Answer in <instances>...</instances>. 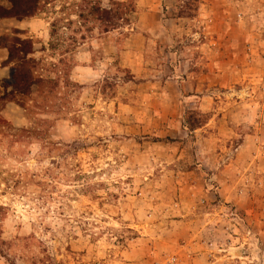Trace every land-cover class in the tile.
Instances as JSON below:
<instances>
[{"label": "rangeland", "instance_id": "obj_1", "mask_svg": "<svg viewBox=\"0 0 264 264\" xmlns=\"http://www.w3.org/2000/svg\"><path fill=\"white\" fill-rule=\"evenodd\" d=\"M134 1L102 34L79 0L0 20L70 81L0 102V264H264V0Z\"/></svg>", "mask_w": 264, "mask_h": 264}, {"label": "trees", "instance_id": "obj_2", "mask_svg": "<svg viewBox=\"0 0 264 264\" xmlns=\"http://www.w3.org/2000/svg\"><path fill=\"white\" fill-rule=\"evenodd\" d=\"M0 3V18H14L23 20L37 15L43 8L41 0H5ZM198 0H183L179 9V15L190 16L196 10ZM76 16L80 26H85L88 32L97 29L99 33H108L124 24H128L130 15L135 10L134 0H110L108 6H102L99 0H79L76 5ZM55 23H52L54 29ZM24 32L13 28L10 33L0 35V48L7 51L6 63L10 64V74L2 80L3 93L0 94V102L12 101L31 111L29 102H37L38 108L51 104L57 97L61 88L70 85L66 70L64 74L57 73L53 77L42 75L40 59L34 58L33 42L29 37H22ZM55 31L51 30L50 35ZM62 64L67 65V58L60 54L57 62L53 64L57 68ZM59 88V89H58ZM30 105V106H29ZM42 109V108H41ZM25 131L21 129V132Z\"/></svg>", "mask_w": 264, "mask_h": 264}, {"label": "crops", "instance_id": "obj_3", "mask_svg": "<svg viewBox=\"0 0 264 264\" xmlns=\"http://www.w3.org/2000/svg\"><path fill=\"white\" fill-rule=\"evenodd\" d=\"M0 3L1 4H6V1L4 0V1H0ZM5 19H10V18H0V20L2 21V20H5ZM24 20V19H23ZM6 57H7V51H6V49H4V48H0V61H5L6 60ZM210 61H209V63H208V65H209V71H208V74L207 75H210V76H212L213 74H214V69H212V67H211V59H209ZM3 72L1 71L0 72V75L2 74ZM5 78H7V76L6 77H4L3 79H5ZM208 85H210V84H208ZM207 85V86H208ZM199 88H197V90H198ZM197 90H195V92H197ZM218 121V120H217ZM201 129H203V128H201ZM243 142L244 141H241V143L238 145V147H237V149H236V151H238L239 149H241V147H243ZM236 159H237V155H236V152L234 151V153H232L230 156H229V160L231 161L230 163H233L234 161H236ZM223 184V183H222ZM222 187H223V185H221Z\"/></svg>", "mask_w": 264, "mask_h": 264}]
</instances>
